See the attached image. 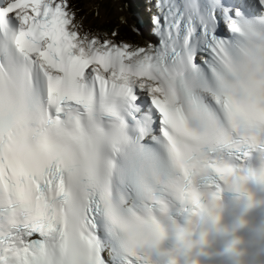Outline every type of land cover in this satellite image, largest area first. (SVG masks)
<instances>
[{
	"label": "snow or ice",
	"instance_id": "1",
	"mask_svg": "<svg viewBox=\"0 0 264 264\" xmlns=\"http://www.w3.org/2000/svg\"><path fill=\"white\" fill-rule=\"evenodd\" d=\"M155 8L158 46L139 47L81 31L69 0H0V264H155L201 169L264 182L247 166L264 157V0Z\"/></svg>",
	"mask_w": 264,
	"mask_h": 264
},
{
	"label": "clouds",
	"instance_id": "2",
	"mask_svg": "<svg viewBox=\"0 0 264 264\" xmlns=\"http://www.w3.org/2000/svg\"><path fill=\"white\" fill-rule=\"evenodd\" d=\"M250 171L258 178L264 176V166H262L258 174L254 173L251 169ZM207 175H208L207 171H205L204 169L200 170L201 177H206ZM247 175H248L247 171H234L232 176L223 179L217 177V180L219 181L220 184L223 185L224 190L235 191L233 190V184H235L236 186L242 189V191L238 193L242 195H247L246 185L248 184L249 181L253 180V179H242ZM193 188L198 198L199 207L190 205L191 211L189 214V218L186 221V226L184 228H177L175 231L176 243L174 248L169 252L160 253L161 255L168 257V264H179V257L181 255H186L197 245L204 244L206 242L205 241L206 233L203 231H198L202 222L211 220L213 223H217L219 220V216L217 213V208H218L217 201L219 200V196L217 198L215 195L216 193H213L207 203H202L201 202L202 194L199 193L194 186ZM217 188H219V185L217 186ZM197 234L199 235V239L193 240V236ZM232 251L234 254L237 255L239 254L236 248H233Z\"/></svg>",
	"mask_w": 264,
	"mask_h": 264
},
{
	"label": "bare ground",
	"instance_id": "3",
	"mask_svg": "<svg viewBox=\"0 0 264 264\" xmlns=\"http://www.w3.org/2000/svg\"><path fill=\"white\" fill-rule=\"evenodd\" d=\"M111 0H97L94 4V7L96 8V10H98V17L99 19L103 20L106 18V13L104 12L103 9L100 8V5L103 6L104 3L110 2ZM111 17L113 19H116L119 17L118 13H115L114 9H111ZM87 21V19H86ZM86 24H88V22H86Z\"/></svg>",
	"mask_w": 264,
	"mask_h": 264
},
{
	"label": "rangeland",
	"instance_id": "4",
	"mask_svg": "<svg viewBox=\"0 0 264 264\" xmlns=\"http://www.w3.org/2000/svg\"><path fill=\"white\" fill-rule=\"evenodd\" d=\"M89 1H90V0H88V2H89ZM93 1H94V0H91V3H93ZM92 10H93V9L90 10V13H91V14H92ZM94 17H95V16H94ZM92 24L94 25L95 22H92Z\"/></svg>",
	"mask_w": 264,
	"mask_h": 264
}]
</instances>
